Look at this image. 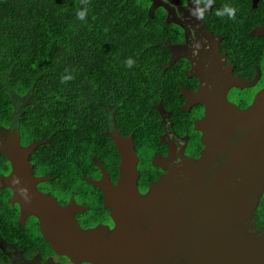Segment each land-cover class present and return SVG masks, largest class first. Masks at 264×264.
Here are the masks:
<instances>
[{
    "label": "trees",
    "instance_id": "16d2710c",
    "mask_svg": "<svg viewBox=\"0 0 264 264\" xmlns=\"http://www.w3.org/2000/svg\"><path fill=\"white\" fill-rule=\"evenodd\" d=\"M197 1L211 5L208 24L224 33L223 47L252 57L259 44L250 34L256 17L250 1ZM150 5L151 0H0V126L15 117L13 97L29 96L18 127L21 144L42 142L29 156L32 172L51 178L40 187L95 196L96 208L104 210L101 191L83 177L93 172L91 156H102L107 168L116 165L107 160L115 153L103 134L107 108H114L118 129L133 132L145 146L158 139V103L182 118L177 86L184 76L175 71L178 63L164 66L170 53L162 46L177 34L175 25L166 22L163 7L150 15ZM228 8L236 9L235 18ZM128 59L134 61L131 67ZM9 171L0 154V175ZM10 198L11 191L0 188V243L15 245L26 258L52 254L37 218L21 225L19 206ZM88 214L85 222L93 223L96 212ZM0 264H10L1 246Z\"/></svg>",
    "mask_w": 264,
    "mask_h": 264
},
{
    "label": "water",
    "instance_id": "95a60500",
    "mask_svg": "<svg viewBox=\"0 0 264 264\" xmlns=\"http://www.w3.org/2000/svg\"><path fill=\"white\" fill-rule=\"evenodd\" d=\"M151 1L150 8L163 6L170 21L171 10ZM204 69L195 65L193 75L200 81L197 92L180 88L186 99L183 109L194 103L205 105L204 118L195 122L205 143L198 160L186 159L172 167L142 194L132 138L108 134L121 158L117 183H111L103 167L102 177L91 182L101 190L105 208L111 209L114 227L109 234L103 226L82 229L75 220L80 207L74 202L62 207L37 190L36 185L49 178L32 174L29 156L42 142L21 146L18 128H4L0 154L6 156L10 172L0 176V188L11 190L10 203L19 205L20 224L28 216L36 217L55 253L74 263L264 264V234H249L242 224L264 189V89L247 109L240 110L228 100L227 91L250 87L255 79H240L231 69ZM245 131L247 135L232 145L237 133ZM219 155L228 159L212 174L210 165ZM179 170L182 176L176 174Z\"/></svg>",
    "mask_w": 264,
    "mask_h": 264
},
{
    "label": "flooded vegetation",
    "instance_id": "af4514ba",
    "mask_svg": "<svg viewBox=\"0 0 264 264\" xmlns=\"http://www.w3.org/2000/svg\"><path fill=\"white\" fill-rule=\"evenodd\" d=\"M158 1L171 10L172 14L170 19L173 20L171 24L175 25L176 29L173 34L177 33L174 37L165 40L166 46L175 47L176 49H173V52L170 51L169 60L164 66L172 67L173 64L175 65V63H178V70H176V68L175 71L177 73H179V70L182 71V75L184 76L183 80L178 82V89L180 90V88L183 87L190 92H197L199 90L200 81L198 77L193 75V73L196 72L195 65H198V63L205 67L204 71H210L213 68H218L220 70L231 69V73L240 79L249 82L255 79V83L250 87H231L227 91V98L230 102L236 104L240 110L247 109L251 105L254 97L264 89V0H249L252 8L256 10V17L252 19L253 26L250 29V34H258L254 37L257 38L259 49L255 50V53L252 54V57L248 60L244 59V54L241 55V57H237L232 53V49L223 47V40L225 38L224 33L215 32L214 28L210 27V24H208V19L210 15H212L210 4H202L197 0H173V2L170 0ZM164 10L167 13L165 8ZM257 47L258 45L256 48ZM185 104L186 99L183 97V102L179 105V108L187 112L188 115L184 116L183 112L181 119L174 116L172 110L164 108L161 103L155 106L159 115V132L157 134L158 139L155 140L151 146L139 145L137 141H135L133 132H121L114 120V108L112 106L107 108V118L103 134L105 136H108V134L111 136L120 134L124 138H132V148L137 157V187L142 194L146 193L152 184L165 176L172 167L179 166L186 159L192 161L198 160L205 147L202 132L195 128V122L202 120L205 116V105L202 103L189 104L188 109L185 110L183 109ZM159 107H161V113ZM111 111L112 113H110ZM15 127L14 123H11L8 129L13 130ZM3 131L4 127L0 126V134ZM247 133V131L238 132L231 140L232 145H236ZM9 137L11 136L9 135ZM108 137L111 138L110 136ZM0 139H4L3 135H1ZM8 139L9 138H7L6 141ZM111 140L115 153L110 152L107 160L108 162L111 161L109 164L116 162V165L107 168L103 162L102 156H91L90 160L94 165V168L92 167L93 172H88L89 175L83 177L84 181L89 182L94 187L96 186L91 180H98L102 177L100 167L104 168L113 185L117 183L119 174L118 167L121 158L114 145L113 139ZM226 159H228L227 156L219 155L210 165V172L214 174L215 170L219 169ZM157 162L165 166V168L156 165ZM176 174L182 176L183 171L179 170ZM48 178L51 180L50 177ZM208 181L209 178L207 179V183ZM39 185L37 186L38 191L54 197L60 206L67 207L71 202H74L75 205L81 208L75 212V220L82 229L87 230L97 226H103L107 229V234L112 231L114 222L110 216L111 209L105 208L103 194L102 207L104 210L100 211V209H97L98 207L96 208L95 206V204L99 205L95 196L89 199V196L81 197L80 194L74 195L67 191H61L60 189L54 192L48 186L40 187ZM262 198H264V189L263 193L258 197L259 201L257 206L255 209L251 210L250 216L242 223L247 226V233L255 234L256 236L264 234V206H260ZM89 211H91L92 215L96 212V214H94L93 223L85 222L89 217ZM28 218L29 217H27L26 220ZM0 246L3 250H6L5 247L14 248L16 259L28 263H33L34 259L37 258L39 264H90L85 262L74 263L66 256L56 254L53 248V253H48L44 258H41L39 254H36L34 258H26L13 244L9 245L1 242ZM184 263H188V261L182 260L179 264ZM10 264H12L11 259Z\"/></svg>",
    "mask_w": 264,
    "mask_h": 264
},
{
    "label": "rangeland",
    "instance_id": "374dc122",
    "mask_svg": "<svg viewBox=\"0 0 264 264\" xmlns=\"http://www.w3.org/2000/svg\"><path fill=\"white\" fill-rule=\"evenodd\" d=\"M150 7H151V5L149 6L148 11L151 12L150 15H152L153 12L156 11L157 7H154V8H150ZM233 100L237 101L236 99H233ZM13 102H14V106H15V118L13 120V123L15 126H17V120L20 117L21 111L23 110L25 105H27L28 103L31 102V100H30L29 96L25 95V97H13ZM110 113H112V111ZM3 127L8 128L9 124L7 125V127L6 126H3ZM0 137H1V134H0ZM42 184H44V183H42ZM42 186H44V185H42ZM5 249L6 250H4V252L6 253L7 256L10 257L12 264H39V261L37 258L34 259L33 263H28V262H24L20 259H16V257H15L16 253L14 251L15 250L14 248L5 247ZM47 264H51V263H47Z\"/></svg>",
    "mask_w": 264,
    "mask_h": 264
},
{
    "label": "clouds",
    "instance_id": "9594fccd",
    "mask_svg": "<svg viewBox=\"0 0 264 264\" xmlns=\"http://www.w3.org/2000/svg\"><path fill=\"white\" fill-rule=\"evenodd\" d=\"M156 1H158V0H156ZM159 2V1H158ZM151 4H152V1H151ZM161 6V5H160ZM226 11H227V14L229 15V17H231V18H235V13H236V9H234V8H228V9H226ZM85 12L84 11H81V12H79L78 13V16H79V18L81 19V20H83L84 19V17H85ZM167 18L169 17V14H168V12H167ZM217 15H222V13H220V12H218L217 13ZM169 20L170 21H168L167 19H166V22H169V23H171V22H173V20H171L170 18H169ZM252 35V34H251ZM254 36H256V35H254ZM162 46H165L166 48H167V50H168V48H169V46H166V44H165V41L162 43ZM169 51V50H168ZM169 53H170V51H169ZM134 63V61L132 60V59H128L127 61H126V64H127V66H129V67H131L132 66V64ZM65 79H67V77L65 78ZM182 95V94H181ZM183 96V95H182ZM184 97V96H183ZM22 112V111H21ZM15 118V117H14ZM14 118H13V120H14ZM19 119V118H18ZM18 122H17V126L14 128V129H16V128H18V130H17V132H18V134L20 135V133H19V127H18V125H19V120H17ZM11 123H13V121L11 122ZM11 125V124H10ZM21 140V139H20ZM32 143V142H31ZM20 145H21V143H20ZM27 145V144H26ZM21 146H25V145H21ZM29 162H30V160H29ZM31 163V162H30ZM31 164H33V163H31ZM33 167H34V164H33ZM32 170H33V168H32ZM10 172V171H9ZM8 172V173H9ZM32 172V171H31ZM32 174H34L33 172H32ZM6 175V174H5ZM35 176H43V175H36V174H34ZM1 176V175H0ZM44 177H47V176H44ZM48 178V177H47ZM48 181H50V179L48 180ZM45 182H47V181H45ZM45 182H42V183H45ZM42 183H39V184H42ZM39 184H37L36 185V188H37V186L39 185ZM37 190H38V188H37ZM11 191V190H10ZM11 196H12V192H11ZM11 199V198H10ZM11 204V203H10ZM15 204H17V203H15ZM11 205H14V204H11ZM19 206V205H18ZM19 216H20V209H19ZM28 217H30V216H28ZM34 217V216H33ZM36 218V217H35ZM26 221V220H25ZM39 221V220H38ZM18 222H19V219H18ZM20 223V222H19ZM40 224V223H39ZM42 234V233H41ZM43 236V235H42ZM44 238V237H43ZM45 240V239H44ZM46 241V240H45ZM47 242V241H46ZM52 247V246H51ZM3 250V249H2ZM4 251V250H3Z\"/></svg>",
    "mask_w": 264,
    "mask_h": 264
}]
</instances>
